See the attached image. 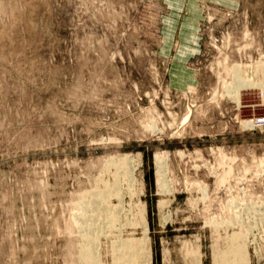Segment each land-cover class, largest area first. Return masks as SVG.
<instances>
[{"label": "rangeland", "instance_id": "obj_1", "mask_svg": "<svg viewBox=\"0 0 264 264\" xmlns=\"http://www.w3.org/2000/svg\"><path fill=\"white\" fill-rule=\"evenodd\" d=\"M262 114L264 0H0V264H264Z\"/></svg>", "mask_w": 264, "mask_h": 264}, {"label": "bare ground", "instance_id": "obj_2", "mask_svg": "<svg viewBox=\"0 0 264 264\" xmlns=\"http://www.w3.org/2000/svg\"><path fill=\"white\" fill-rule=\"evenodd\" d=\"M253 122V121H252ZM110 162H113V163H115L114 161H112V159H110L109 160ZM116 164V163H115ZM119 164V163H118ZM120 164H122V166H123V164L124 165H127V171H128V169H130V167H129V165L127 164V161L125 162H121ZM130 164V163H129ZM126 167V166H125ZM124 167V168H125ZM119 169V168H118ZM121 169V168H120ZM132 169V168H131ZM117 171V170H116ZM118 172V171H117ZM124 173V172H123ZM127 173V172H126ZM130 173H132L131 172V170H129L128 171V174H130ZM119 175L117 174V177H118ZM115 177H116V175H115ZM118 178H120V177H118ZM115 180V179H114ZM131 180V179H130ZM132 181V180H131ZM119 183V182H118ZM118 183H116V186H118L119 187V184ZM130 183V182H129ZM99 184V183H98ZM129 185V184H128ZM131 185H132V183H131ZM96 189V188H95ZM120 189V188H119ZM114 190V189H113ZM115 190H117L116 188H115ZM102 191V190H101ZM109 191V190H108ZM105 193V192H104ZM107 194L109 195L110 194V192L108 193L107 192ZM117 194V193H116ZM111 195V194H110ZM91 200H92V202L90 201L89 203L88 202H86L87 200H86V198H85V200L86 201H83L84 199H82L81 200V209H84L85 211H88V212H91V211H93L92 210V208H93V205H94V203H95V201L96 200H98V199H101V197H105L106 196V193H105V195L104 194H102L101 192H100V190H94L93 191V193L91 194ZM121 196V195H120ZM83 198H84V195L82 196ZM86 197V196H85ZM89 197V196H88ZM103 197V198H104ZM110 198V197H109ZM105 199V198H104ZM79 202V201H78ZM105 210H106V212L104 213V215H105V220H104V222H106L105 224H107L108 222H109V219L110 220H112L113 219V217L112 216H110V215H112V212H113V210H112V212H111V210H110V206H109V208H105ZM95 212V211H94ZM104 215H103V217H104ZM111 217V218H110ZM118 217H119V215H118ZM118 217H117V219H116V221L118 220ZM93 218L94 217H92V219L91 220H93ZM102 218V217H101ZM101 221V220H100ZM115 221V220H114ZM113 221V222H114ZM81 222V221H80ZM93 222V221H92ZM91 221L90 222H87L86 220L85 221H83L82 223V225H83V227L85 226V228H87V232L89 231V229H90V234L94 231V230H96V229H98V228H96V229H93V231H92V228L91 227H97V225L95 226L94 224H96V222H94V224L92 223ZM77 223V222H76ZM79 223V222H78ZM87 223H89V224H87ZM90 223H91V225L93 224V226H91L90 225ZM98 223V222H97ZM103 223V222H102ZM111 223H112V221H111ZM111 223H109V224H111ZM136 223V222H135ZM81 224V223H80ZM104 224V223H103ZM105 224H104V226H105ZM112 225V224H111ZM145 225V226H144ZM144 227H145V230H148L147 228H148V225H146L145 223H144ZM99 226H102V225H99ZM107 226V225H106ZM93 227V228H94ZM103 227V226H102ZM101 229V228H100ZM106 229V228H105ZM97 231V230H96ZM99 231V230H98ZM85 233V232H84ZM93 234V233H92ZM88 235V234H87ZM97 235V234H96ZM85 238H87L86 236H85ZM84 238V240H86ZM83 240V239H82ZM83 242V241H82ZM147 242V241H146ZM93 243V242H92ZM145 243V242H144ZM90 244V243H89ZM83 245V244H82ZM91 245H93V244H91ZM90 245V246H91ZM85 246V248H83V249H81V251L79 252L80 254V256L82 257V259H81V261H82V264H83V262H89L90 264H102V260H101V258H95L94 259V257H91V255H90V252L92 251L91 249H93V247L92 248H90V246L89 245H83V247ZM114 247H116V249H114V254L112 255V256H114L113 257V264H126V262L128 263V264H140L139 262H138V260H139V257H140V255L142 254V248H138V246L135 244V241L134 240H132V239H125V240H120L119 242H117V244L116 245H114ZM81 248V247H80ZM89 248H90V250H89ZM95 249H97V248H95ZM118 249H120V250H118ZM118 251H120V254L119 255H116L117 254V252ZM232 252V251H231ZM239 252H240V249H239ZM94 253V252H93ZM96 253H98V252H96ZM96 253H94V254H96ZM92 254V253H91ZM79 256V257H80ZM117 256V257H116ZM229 256V255H228ZM225 257H227V256H224L223 255V257H222V259H225ZM142 258V257H141ZM142 262H144V261H142ZM236 261L234 260V261H232V264L233 263H235ZM81 264V263H80ZM142 264V263H141ZM227 264H230V263H227Z\"/></svg>", "mask_w": 264, "mask_h": 264}, {"label": "built area", "instance_id": "obj_3", "mask_svg": "<svg viewBox=\"0 0 264 264\" xmlns=\"http://www.w3.org/2000/svg\"><path fill=\"white\" fill-rule=\"evenodd\" d=\"M253 125L264 129V114L253 119Z\"/></svg>", "mask_w": 264, "mask_h": 264}]
</instances>
